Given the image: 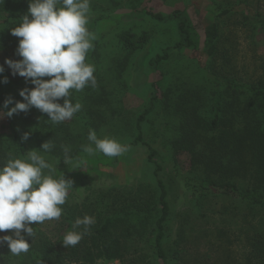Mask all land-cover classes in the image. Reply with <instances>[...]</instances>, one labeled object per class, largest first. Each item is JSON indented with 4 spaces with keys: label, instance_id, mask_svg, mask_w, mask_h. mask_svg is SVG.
<instances>
[{
    "label": "trees",
    "instance_id": "trees-1",
    "mask_svg": "<svg viewBox=\"0 0 264 264\" xmlns=\"http://www.w3.org/2000/svg\"><path fill=\"white\" fill-rule=\"evenodd\" d=\"M120 1L135 7L131 13L143 12L146 20L156 24H172L179 38L173 46L164 48L150 58L149 66L155 72H159V66L169 60L172 50L186 48L197 52L195 58L207 76L203 84L194 89L169 85L164 89L162 99L153 94L150 107L136 121V138L127 145V149L139 144L149 147L148 162L153 167L158 191V212L149 222L148 215L153 212L147 202L139 201V197L130 198L127 205V198L109 190L99 193L93 202H87L89 199L86 196L80 203L65 205L66 233L72 230L84 232L76 246L65 248L63 237L66 233L53 239L38 228L40 223L33 222L30 226L35 235L32 238L26 236L30 243L29 251L12 255L7 244H4L0 246V264H97L114 260H120L122 264H178V253L171 256L165 248L166 225L171 218L170 187L162 164L166 157L145 141L144 125L161 105L181 122L177 126L176 138L170 142V151L174 155L170 160L175 177L182 182L192 201L230 199L256 212L253 233L249 235L246 232L249 247L246 261L248 264H264V74L258 78H244L232 71H225L227 65H232L231 58L238 38L243 36L245 40L254 41L264 32V0H188L190 4L167 13L153 11L149 7L152 0ZM29 3L30 0H0V49L12 51L18 59L21 57L16 54V49L22 38L13 36L11 31L28 13ZM101 22L100 17H96L95 28L88 31L107 33L110 28L108 25L102 26ZM229 22L238 27L241 36L238 37L236 31H226V23ZM97 26L101 29L98 30ZM149 41L148 33L126 31L119 36L122 50L128 54L143 50ZM97 49L96 44L92 58L98 56ZM220 58L221 67L214 64ZM261 59L264 62V58ZM261 66L264 71V63ZM97 67L94 72L95 86H86L79 92L72 90L69 97L73 104L79 101L82 105L79 118L83 117V127L77 126L74 116L69 122L53 123L47 114L35 107L28 112L14 114L11 118L6 116L9 133L0 134V166L6 164L9 158L26 156L31 150L43 153L41 145L47 141L53 145L47 151L49 159L57 165L64 166L63 146L69 147V155L78 163L83 160L97 162L94 163L95 170H100L103 164H115L117 157H108L99 151H96V157L80 154V141L88 140L89 130H95L98 138L103 137L101 127L106 119L103 117L105 110L99 109L98 103L104 93L100 94L102 77ZM3 77H6L5 72L0 80ZM26 87L34 86L23 77L17 80L8 78V83H0V106L9 97L23 102L19 94L13 97L10 93L15 89L20 92ZM153 89L158 90L156 85ZM59 102L62 104L63 98ZM13 106L9 105V108ZM25 133L29 134L27 140L22 139ZM184 153L188 154L191 162L188 174L182 172L176 159ZM61 166L60 173L65 176L66 169ZM85 215L94 217L95 223L86 232L83 225L74 229L76 219H82ZM146 229L148 233L141 242L140 231ZM12 231L5 230L0 234ZM139 246L147 250L148 260L140 254L141 251L132 250ZM132 253L135 258L131 257Z\"/></svg>",
    "mask_w": 264,
    "mask_h": 264
},
{
    "label": "rangeland",
    "instance_id": "rangeland-1",
    "mask_svg": "<svg viewBox=\"0 0 264 264\" xmlns=\"http://www.w3.org/2000/svg\"><path fill=\"white\" fill-rule=\"evenodd\" d=\"M185 4H190V1L152 0L149 7L155 12L167 13L182 8ZM143 5L144 3L141 7ZM134 8L131 4L129 6L120 0H90L89 22L86 26L87 29H94L96 26L94 20L100 17L101 25H108L110 28L104 34L92 33L95 39L92 41V49L87 53L86 62L93 64L95 69L99 66L101 72L100 94L104 93V96L98 103V108L105 110L103 117L106 118L101 127L102 139L115 138L126 146H129L136 138V121L150 107L153 94L162 99L163 91L169 85L172 87L184 85L185 88L189 86L194 89L203 84L207 77L195 58L197 52L186 48L172 50L169 60L159 66V72H155L149 66L150 58L164 48L173 46L179 38L172 24L153 23L145 19L143 12L131 13ZM110 17L112 20L106 21ZM226 25L228 26L226 31H236L239 37L241 31H237L238 27L233 22ZM97 29L100 30V26H97ZM126 31H133L136 34L148 33L150 41L143 50L128 54L122 50L119 43V36ZM239 38L233 50L232 65H227L225 71H232L244 78L262 76L264 74L261 66L264 63L261 59L264 58V32L260 33L254 41L245 40L243 36ZM96 44L98 56L92 58V50L96 48ZM8 51L10 50L0 49V66L5 68L6 77L17 80L20 76L12 75L5 60L19 59L12 54V51ZM214 64L221 67V58ZM154 85L157 91L153 89ZM97 89L100 88H95ZM18 94V89L10 93L13 97ZM80 112L81 110L74 114V117L77 126L83 127L81 123L83 117L79 118ZM2 117L3 113L0 114V134L8 132L7 117ZM178 124H181L179 118L167 112L161 105L148 117L144 125L145 141L159 149L166 157L164 162L159 160L165 167L166 181L170 187L171 218L166 225V251L171 256L178 253V264H248L246 258L249 255V247L246 232L249 235L253 233L256 212L230 199L192 201L191 195L182 182L175 177L173 163L170 160L173 155L170 151V142L176 138ZM89 143L88 140L80 141L81 147ZM92 146L95 147L94 144ZM80 151H82L81 155L86 153L83 150ZM149 154L148 146L142 144L131 146L117 156L113 166L103 164L100 165V170H95L94 166L98 163H92L89 160L78 163L76 159H72L70 163L63 161L64 166L57 165L44 151L41 155L53 165L51 174L55 178H60L62 170L59 166L66 169L64 177L73 181V188L69 190L65 204L60 206L63 209L61 217L46 220L40 223L38 228L53 239L63 236L67 230L65 205L70 206L72 202L80 203L86 196L89 199L87 202H93L99 193L108 190L127 198L128 200H125L127 205L130 203V198L135 197H139V201L147 202L153 212L148 215L149 222H152L159 207L153 167L148 162ZM95 155L98 153L93 154L94 157ZM176 159L182 172L188 174L191 168L188 154H181ZM45 174H49V171L45 170ZM214 177L219 178L218 175ZM234 179L237 181L236 177ZM107 201L110 202L109 199ZM147 231L148 229L140 231L141 242ZM12 232L3 233L0 236L11 235ZM132 250L141 251L140 254L148 260V252L144 246L135 247ZM131 257L136 256L132 253ZM114 261L122 264L120 260Z\"/></svg>",
    "mask_w": 264,
    "mask_h": 264
},
{
    "label": "clouds",
    "instance_id": "clouds-1",
    "mask_svg": "<svg viewBox=\"0 0 264 264\" xmlns=\"http://www.w3.org/2000/svg\"><path fill=\"white\" fill-rule=\"evenodd\" d=\"M89 12L90 0H30L28 13L11 31L13 36L22 38L16 49L21 59H6L5 64L13 76L23 77L34 87L20 90L23 102L7 98L0 106L3 117L11 118L35 107L47 114L51 122L61 123L81 110V103L73 104L69 97L72 90L79 92L96 84L95 66L86 62L95 39L86 27ZM4 72L5 68L0 66V76ZM0 83H8V78L3 77ZM28 135L25 133L22 139L27 140ZM87 138L90 143L82 146V150L89 155L99 151L117 157L127 151V146L115 138H98L95 130H89ZM52 147L50 141L41 145L45 152ZM63 151L64 163L72 162L69 147L63 146ZM52 171L53 165L38 150L28 151L20 158H9L0 166V232L14 230L11 235L0 236V246L7 244L12 255L29 251L26 236L34 237L30 226L33 222L59 219L63 213L60 206L65 204L73 181L64 176L55 178ZM94 223V217L85 215L76 219L73 228L83 225L86 232ZM83 235L84 232L68 231L63 246H76Z\"/></svg>",
    "mask_w": 264,
    "mask_h": 264
},
{
    "label": "built area",
    "instance_id": "built-area-1",
    "mask_svg": "<svg viewBox=\"0 0 264 264\" xmlns=\"http://www.w3.org/2000/svg\"><path fill=\"white\" fill-rule=\"evenodd\" d=\"M97 264H119V262L118 261L98 262Z\"/></svg>",
    "mask_w": 264,
    "mask_h": 264
}]
</instances>
